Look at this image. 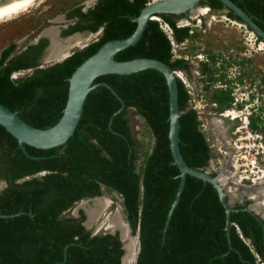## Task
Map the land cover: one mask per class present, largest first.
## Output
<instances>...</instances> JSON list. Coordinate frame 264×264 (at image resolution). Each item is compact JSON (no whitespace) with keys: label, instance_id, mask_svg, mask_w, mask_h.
<instances>
[{"label":"trees","instance_id":"obj_1","mask_svg":"<svg viewBox=\"0 0 264 264\" xmlns=\"http://www.w3.org/2000/svg\"><path fill=\"white\" fill-rule=\"evenodd\" d=\"M239 9L240 0H230ZM264 32V0H243ZM148 0H97L90 30L104 25L101 38L60 63L35 69L29 76L9 79L29 64L14 57L0 68V104L36 129L56 123L65 104L67 79L104 42L129 36L131 18ZM213 10H224L217 0H201ZM174 16L159 17L171 30L173 41L186 37ZM226 17L238 19L226 12ZM2 51L0 65L10 52ZM171 46L157 21H151L144 42L121 54L117 61L155 59L171 70L182 60H171ZM179 89L180 139L188 165L207 166L211 157L195 111L187 107L188 94ZM109 88L94 89L83 125L71 144L57 150L23 146V153L0 127V264H120L117 234H92L82 226L85 215L69 211L84 198L98 197L102 189L119 197L121 213L139 247L135 264H264V216L234 205L224 233L225 215L212 186L188 177L169 219L167 215L179 182L167 141V92L164 81L153 76L112 79ZM216 113L229 109L232 97L219 92L211 97ZM131 110L141 118L152 138L149 152L137 165V141L126 118ZM261 109L248 119L258 130ZM257 120V121H256ZM261 120V119H260ZM264 125V122H263ZM263 130V129H262ZM167 221V222H166ZM166 227L164 228V226Z\"/></svg>","mask_w":264,"mask_h":264},{"label":"water","instance_id":"obj_2","mask_svg":"<svg viewBox=\"0 0 264 264\" xmlns=\"http://www.w3.org/2000/svg\"><path fill=\"white\" fill-rule=\"evenodd\" d=\"M44 1L45 0H0V13H3V15L0 16V32L34 15L42 7ZM200 1L201 0H150L139 11L136 17L130 19L131 22L135 24V27L129 36L122 39L108 40L102 43L92 55L87 57L74 69L67 79L65 104L59 119L54 125L45 129L33 128L22 121L17 116L16 112H12L0 104V127L15 139L18 148L23 153H25L23 148L24 145L39 150H57L65 148L73 142L83 125L94 89L98 86H102L110 90L106 84L101 82L120 78L134 79L142 76L161 78L164 81L167 92L168 149L171 163L176 167L178 171L177 177L179 179L175 197L168 211L167 221L173 207L178 201L183 185L186 187V180L188 177L203 183H208L215 190L218 201L223 208L225 215L224 233L226 242L229 245V216L230 213L236 210L233 208L234 206L228 197L226 187L229 185L232 191H238L242 200H245L246 196L254 194L259 183H257L258 185L242 186L231 183V178L222 179V175L225 174L227 177L228 174L232 172L229 154L224 157L221 167L214 168L210 158L205 168H191L184 156L180 139L179 116L183 111H179V89L176 82L178 80L177 73L163 62L155 59L135 58L127 61L116 60L121 54L137 48L144 42L151 21H157L159 17L174 16L179 20V24L182 26H186V22H192L194 17L197 18L195 12L198 8H206L208 10V7L200 6ZM217 1L224 8L220 13L224 14L228 11L231 12V14L238 19V23L246 28L251 36L256 39V42L261 43L264 48V32L256 26L257 22L260 21L249 10L245 2L240 0L244 8L239 9L230 0ZM81 48L80 46L77 49L80 50ZM73 51L74 49H68L64 55L57 58L51 60L44 59L41 66L47 67L60 63L69 57ZM188 109L190 108L187 107L184 111ZM219 140L223 145L222 149L230 153L231 148L224 146L222 138H219ZM261 182L259 186L262 187V190L264 189V181ZM241 190L242 192H240ZM78 208L79 207L76 206L75 212H77ZM243 210L257 217L250 206H246ZM119 219L121 221L120 216ZM87 224V221L84 220L82 226L86 228ZM122 224L126 229V235L130 237L132 243L131 261L129 260L126 263L135 264V259L139 251L137 235L131 233L126 222ZM165 227L166 225L164 228ZM109 233L112 235L115 233L117 234L120 249L122 250L120 264H124L126 249L119 231L111 229Z\"/></svg>","mask_w":264,"mask_h":264},{"label":"flooded vegetation","instance_id":"obj_3","mask_svg":"<svg viewBox=\"0 0 264 264\" xmlns=\"http://www.w3.org/2000/svg\"><path fill=\"white\" fill-rule=\"evenodd\" d=\"M96 3L97 0H94L87 8L84 4L81 3L69 9L68 11L63 12L61 15H55L52 19L47 20V24L45 26H41L40 23L41 27L39 28L35 37L24 43L22 47V39H18L13 41L6 47L2 48L0 50V56L2 51L6 48H10L11 50L6 59L4 60V63L0 65V68L4 67L5 62L14 57L18 56L23 58V60H25V62L29 64V66L26 69H18L12 72L9 76V79L17 80L19 78H16L14 74H18L21 76L24 74V77L31 75L33 71L37 68H46L44 66H41L42 61L56 46V51L59 52L58 55H63L64 53H66V49H74V51L72 52L73 54L74 52L83 50L91 43L97 42L102 36L104 25L100 24L98 28H96L94 31L90 30V25L93 22V20L91 19L90 12L93 10ZM199 10H203L205 14L207 12L208 14L221 12V10H213L209 7L208 10H206V8ZM223 15L226 17V13H224ZM200 17L202 18L204 17V15L200 16L197 14V18ZM197 18H194L192 22H186V26H182L179 24V20L176 17H173L176 28L185 27L187 29L186 37H184L180 41H173L174 45L171 46V55L173 52L171 60L183 61L182 64L176 65L173 70L177 73L178 81L183 85L186 90V93L188 94V107L191 109V107H193L195 103V100L199 98L203 101L202 108L206 107L207 109L213 107L215 109V105L211 97L218 94L219 92L227 91L232 97V93L230 91L234 89L233 87L239 85L241 87L236 90L239 96L237 98H234L236 102H231V104L233 105L230 104V108L231 106H233V109L236 112H240L242 108L246 111L247 109H249L246 115L248 116V120L249 117L254 114L256 106L260 105L262 106L261 112L264 115V77L260 78L257 84L254 83L256 72L254 66L251 65L252 61L250 55L246 54L248 50L243 45L245 43H243V41L241 40L239 47L236 49L237 52L234 53L235 57H238L237 61L225 63L224 60H228L227 57L224 59L223 55H220L219 53H213L209 48L208 44L203 41L201 42V36L207 35L209 32L208 28L205 27V23L203 21L199 22L198 20V23H194ZM90 37H92V40L88 42V39ZM77 38H80V40L78 41V43H75ZM254 44L255 43H253L252 46H254ZM258 45L259 43L257 44V48ZM80 46L82 48L78 50L77 48H79ZM175 49H179L181 53H183V51L185 53L186 51L187 53H189V55H174L176 51ZM228 51L230 52L231 50L229 49ZM198 52L203 53L202 55H204V59L198 58ZM229 56L234 57L231 54ZM231 57H229V59H231ZM230 66H232L233 68H238V71L236 72L235 76L229 77L228 75H226V70L230 69ZM182 77H184V80ZM221 82L222 84H220ZM257 102L258 104L255 105V103ZM218 114L219 113H217V115ZM218 117L220 118L221 116L218 115ZM261 118L262 117H260L258 121L256 120L257 125H263L264 117L262 119ZM214 122L215 121L213 120L215 128L218 129ZM261 131L263 134L264 143V129H261ZM219 138H222L223 141H225L223 137L219 136ZM5 187V182L0 181V193L2 190L5 189ZM95 198H99V196L93 198H84L77 203L78 205H75L79 206L78 209L82 210L83 214L85 215L81 206H83L84 203H89ZM101 204L102 203H100L101 209H104L106 206L103 208L104 205L102 204V206ZM95 212H98L96 215L99 214V211L96 210ZM88 220L92 219L88 218ZM114 221L115 220H112V222Z\"/></svg>","mask_w":264,"mask_h":264},{"label":"rangeland","instance_id":"obj_4","mask_svg":"<svg viewBox=\"0 0 264 264\" xmlns=\"http://www.w3.org/2000/svg\"><path fill=\"white\" fill-rule=\"evenodd\" d=\"M93 1L94 0H45L42 7L34 15L18 23H15L14 25L0 32V50L18 39H22L21 40L22 43L21 47H22L24 43L35 37L39 28L47 24L46 22L47 20L52 19L55 15H61L63 12L68 11L69 9L81 3L84 4L85 7L87 8L90 6V4ZM198 20L199 22L203 21L205 23L204 25L206 28H208V32H209L207 35L201 36L202 38L201 42L203 41L206 44H208L209 48L213 53H219L220 55H223L224 59L227 57L228 60H224L225 63L237 61L238 57L236 58L234 53L237 52L236 49L239 47L240 42L242 40L243 43H245L243 44L244 47L248 50L246 54L247 55L249 54L251 57V61H252L251 65L254 66L255 68L256 77L254 83L257 84L260 78L264 77V48L258 50L257 48L258 43L255 42V39L251 36L249 31H247L238 22L232 21L224 17L222 13L208 14L207 12L206 14H204V17L197 18V20H195L194 23H198L197 22ZM91 40L92 37L88 39V42H90ZM253 43H255L254 46H252ZM229 49L231 50L230 52L228 51ZM175 50L176 51L174 55L175 54H181L186 56L189 55V53H187L186 51L185 53L184 51L183 53H181L179 49H175ZM202 54H203L202 52H198L199 59H204V55ZM230 54L233 55L234 57L229 56ZM229 57H231V59H229ZM237 71H238L237 67L233 68L232 66H230V69L226 70V75H228L229 77L235 76ZM23 75L21 76L18 74H14L16 78L23 77ZM182 78L184 80V77ZM220 84H222V82ZM240 87L241 86L239 85L235 86L233 87L234 89L230 91L232 93V98H237L239 96L236 90H238ZM202 104H203L202 99L197 98V100H195L194 107H195V112L199 116L198 118L200 123L199 128L204 133V136L207 139V144L210 150V154H211L210 158L212 160L213 167L214 168L221 167L223 164L224 155L221 154L222 151L221 152L219 151L220 150L219 144L221 143L218 138L219 136L223 137L225 141H228V143H230L229 146H231L232 142L236 143V145L242 144V145H247L248 147L251 146V141L247 142L242 140L241 142H236L235 140L237 137L239 136L244 137L245 135V133H237V132L235 133V129L236 128L239 129V127L242 125L243 118L248 117L246 115L249 109H247L246 111L242 108L240 112H235L237 113L236 114L237 116L231 122L228 119H224L221 117L219 118L213 107L207 109L206 107L202 108ZM257 104L258 102L255 103V105ZM229 109L234 110L233 106H231V108ZM126 118L128 119V125L130 127L131 134L135 139V141H137L138 143V145H136L135 147V152L137 157L136 164L138 165L141 161V157H142L141 153L143 154L145 152H149L152 146V138L148 133L141 118L138 117L136 114H134L131 110L127 111ZM213 120L215 121L214 122L215 125L217 123L218 126L216 125V127H218V129L215 128L213 124ZM257 129L258 130H256V132L263 135L261 129H264V125L259 124ZM239 131L242 132V130ZM231 154L233 155V152H231ZM246 158L248 159V157ZM259 168H262L264 170V163L262 165L260 164ZM234 175L235 172L233 171L230 174H228V176L230 177ZM255 176H259V173L253 174L252 177L254 178ZM227 177L225 174L222 175V179L224 180L225 178L228 179ZM259 187L262 188L261 186ZM227 190H229V188ZM240 192H242V190ZM228 197L232 202L233 206L242 205L244 203L238 191H232V189H230L228 193ZM260 201L261 198L247 202L250 208L254 212H258V214L262 213V215L264 216V207L259 205ZM100 203L104 204L103 208L105 206L106 207L104 209H101ZM77 205H74L69 211L65 213L69 216H76L77 212H75V210ZM81 207L85 213V221H87L88 223L86 229L91 231L92 234L110 232L111 229H113V227L109 223H111L112 220H116L118 222L117 214H119L121 218V222L125 223L121 213L119 197L113 193L107 192L106 190L102 189V195H100L99 198H95L87 204L84 203L83 206ZM96 210L99 211V214L96 215L92 220L88 221L86 211L95 212Z\"/></svg>","mask_w":264,"mask_h":264},{"label":"built area","instance_id":"obj_5","mask_svg":"<svg viewBox=\"0 0 264 264\" xmlns=\"http://www.w3.org/2000/svg\"><path fill=\"white\" fill-rule=\"evenodd\" d=\"M159 28L160 30L165 34L166 38L169 41L170 46L174 45V42L172 40L171 37V30L169 29V27L164 24V23H159ZM235 99L233 98L232 103H235ZM233 105V104H231ZM191 110L195 111V107L193 105V107H191ZM235 110L232 109H226L224 111H222L221 113H219L218 115L221 116L224 119H228L229 121L232 122V120H234L231 116L232 113H234L235 116H237L235 113ZM197 119L199 118V116L197 115V113L195 112ZM199 120V119H198ZM239 130H242V132H240ZM202 132V131H201ZM245 133L244 137H237L235 140L236 142H241L243 141H251V146L248 147L247 145H236V143L232 142L231 146H229L230 143H228V141H224V146L231 148L230 153L224 151V149H222V144H219V151H222V155H224V157L226 155L229 154V159H230V166L232 167V171L235 172V178L234 176H229L227 178H231L233 184L236 185H242V186H250V185H254L257 184L261 181H264V170L262 168H259V165L264 163V143H263V135L257 133L255 130H251L248 127V120L247 117L243 118L242 121V125L238 128L235 129V133ZM203 133V132H202ZM234 133V134H235ZM204 134V133H203ZM205 141L207 143V139L205 138ZM231 152H233V155L231 154ZM231 154V156H230ZM238 157H237V156ZM248 157V159L246 158ZM245 162V163H243ZM259 173V176H255L254 178L252 177L253 174H257ZM226 179V178H225ZM229 188V190L231 189L229 185H227V189ZM229 193V190H227ZM250 194L248 195V197L246 196L245 200H243V204H248L247 201H252L256 199H260L261 201L259 203L260 206L264 207V189L261 190V193L259 196L257 195H253V197H251ZM255 196V198H254ZM258 197V198H257ZM242 204V205H243ZM249 206V205H246ZM253 211V210H252ZM254 212V211H253ZM256 214V216H258L259 218H262L263 215L262 213L258 214V212H254Z\"/></svg>","mask_w":264,"mask_h":264},{"label":"bare ground","instance_id":"obj_6","mask_svg":"<svg viewBox=\"0 0 264 264\" xmlns=\"http://www.w3.org/2000/svg\"><path fill=\"white\" fill-rule=\"evenodd\" d=\"M199 9H203V8H198L197 9V11L195 12L196 14H200V16H202V15H204L205 14V12L203 11V10H199ZM207 10V9H206ZM195 18V17H194ZM52 37V36H51ZM80 40V38H77L76 39V41H75V43H78V41ZM73 43V42H72ZM74 44V43H73ZM69 45H71V44H69ZM68 45V46H69ZM67 46V47H68ZM62 49H64V48H62ZM261 49H263V46H262V44L261 43H259V45H258V50H261ZM57 50V46L55 47V48H53V50L52 51H50V53L48 54V56L45 58V59H47V60H51V59H54V58H57V57H59V56H61V55H58V53L59 52H57L56 51ZM67 50V49H66ZM65 50V51H66ZM64 53V52H63ZM64 55V54H63ZM234 113H232L231 114V116H232V118L234 119L236 116L235 115H233ZM233 121V120H232ZM216 125H217V123H216ZM218 126V125H217ZM261 183L262 182H259V185H261ZM255 185H258V184H255ZM261 188L258 186V188L255 190V192H254V194L255 195H257V196H259L260 195V192H261V190H260ZM253 194V195H254ZM250 195V194H249ZM251 197H253V196H251ZM254 198H255V196H254ZM258 198V197H257ZM256 199V198H255ZM104 205V204H103ZM102 205V206H103ZM79 207V206H78ZM98 212H88L87 213V211H86V214H87V218H91V219H93L95 216H96V214H97ZM117 216H118V214H117ZM118 222L115 220L114 222H111V223H109V224H111V226L113 227V229L114 230H117V231H119V234H120V236H121V239L123 240V244L125 245V249H126V256L124 257V264H127L126 262L127 261H131V256H132V243H131V239H130V237L128 236V235H126V229H125V227H124V225L121 223V221H120V219H119V216H118ZM89 221V220H88ZM129 263V262H128Z\"/></svg>","mask_w":264,"mask_h":264},{"label":"clouds","instance_id":"obj_7","mask_svg":"<svg viewBox=\"0 0 264 264\" xmlns=\"http://www.w3.org/2000/svg\"><path fill=\"white\" fill-rule=\"evenodd\" d=\"M157 22L160 23L159 20H157ZM261 108H262V106H260V105L259 106H256V110H254V113L257 112V111H259V109H261Z\"/></svg>","mask_w":264,"mask_h":264},{"label":"snow or ice","instance_id":"obj_8","mask_svg":"<svg viewBox=\"0 0 264 264\" xmlns=\"http://www.w3.org/2000/svg\"><path fill=\"white\" fill-rule=\"evenodd\" d=\"M3 15V13H0V16H2Z\"/></svg>","mask_w":264,"mask_h":264}]
</instances>
